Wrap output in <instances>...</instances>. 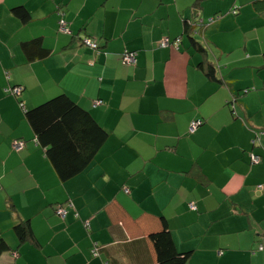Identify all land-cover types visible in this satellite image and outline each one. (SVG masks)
<instances>
[{"label": "crops", "instance_id": "crops-1", "mask_svg": "<svg viewBox=\"0 0 264 264\" xmlns=\"http://www.w3.org/2000/svg\"><path fill=\"white\" fill-rule=\"evenodd\" d=\"M35 41L49 54L36 48L31 60L25 45ZM15 86L20 96L7 91ZM59 95L109 135L68 182L24 115ZM14 141L26 149L13 151ZM259 185L264 0H0V264H158L150 236L164 226L187 264H264ZM25 225L32 240L21 242Z\"/></svg>", "mask_w": 264, "mask_h": 264}, {"label": "trees", "instance_id": "trees-1", "mask_svg": "<svg viewBox=\"0 0 264 264\" xmlns=\"http://www.w3.org/2000/svg\"><path fill=\"white\" fill-rule=\"evenodd\" d=\"M14 12L24 23L30 20V14L25 8H16ZM234 13L236 14V10ZM61 14L64 18V13L59 12V28ZM193 42L195 41L193 40ZM36 48H41L40 54L43 57L49 54L40 41H35L33 44L25 45L26 55L31 60L37 59ZM198 48L199 51L206 54V50L202 46L199 47L198 45ZM206 71L208 78L216 79L215 70L211 66L208 65ZM16 89L23 88L15 86L7 91L15 96H20L14 94L13 91ZM20 106L25 110L21 100ZM24 115L33 130L34 141L45 150L46 157L62 182H68L82 174L93 163L98 151L109 137L108 133L90 113L66 95L56 96L32 110H26ZM200 122L198 129L203 126V122ZM259 186L264 187V185ZM16 233L21 242L32 240L31 229L28 225L18 226ZM150 240L155 247L158 264L188 263L190 254L177 252L167 226H164L163 230L152 234ZM7 248L6 243L1 242L0 250Z\"/></svg>", "mask_w": 264, "mask_h": 264}, {"label": "built area", "instance_id": "built-area-1", "mask_svg": "<svg viewBox=\"0 0 264 264\" xmlns=\"http://www.w3.org/2000/svg\"><path fill=\"white\" fill-rule=\"evenodd\" d=\"M62 18H61V21H60V28H59V31L62 33V34H65V35H70L71 34V31H70V28H69V24L67 23V21L64 20L63 18V14H61ZM213 20H210V22H212ZM82 43L83 45H85L86 47H89V48H92L93 50H99V46L97 44V42L95 41H92L91 39L89 38H85L84 40H82ZM181 44V39H177L175 42H173L172 44L170 43V41L168 40H163L161 43H160V48H168V47H174V48H178ZM123 62L127 65H130V66H136L137 64V57H136V54L135 53H127V54H124L123 56ZM23 89H16L14 90V94H17V95H20L22 93ZM102 105V102H97L95 104V106H100ZM201 122L200 121H194L191 123L190 125V128H189V134H194L198 127L200 126ZM12 149L13 151L15 152H21L23 150L26 149V143L24 141H14L13 144H12ZM253 162L254 163H260L261 162V158L259 156H253ZM259 191H264V187L263 186H258L257 188ZM125 192L127 194H129V190L126 189ZM190 209L191 210H196V206L194 204H191L190 205ZM57 215L60 216L62 219H65L66 218V211L64 210V208H58L57 209ZM85 226L88 228L90 227V223L89 222H86L85 223ZM258 250L259 251H262L264 250V242L259 244L258 246ZM99 252L100 250L95 247L92 249V254L94 257H98L99 256Z\"/></svg>", "mask_w": 264, "mask_h": 264}]
</instances>
